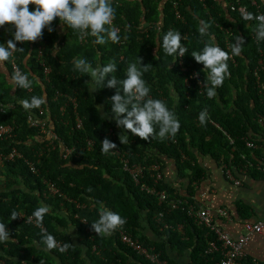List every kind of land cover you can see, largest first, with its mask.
<instances>
[{
	"label": "trees",
	"instance_id": "16d2710c",
	"mask_svg": "<svg viewBox=\"0 0 264 264\" xmlns=\"http://www.w3.org/2000/svg\"><path fill=\"white\" fill-rule=\"evenodd\" d=\"M239 3L245 5L248 12L264 14V0H113L116 10L113 23L119 30V43L109 41L97 45L91 36L82 41L79 33L62 25L59 18L53 22V32L44 29L42 39L34 43L17 42V48L23 51L13 52L2 66L5 72L0 67V103L4 105L0 107V126L12 124L15 127L10 139H0L3 162L0 222L10 232V239L0 243V264H56L55 258L62 264H87V260L90 264H156L124 245L120 231L153 248L161 262L177 264L169 256L171 248L182 253L190 250L191 264H212L219 260V255H215L214 260L212 256H205L208 241L217 240L214 232L198 226L186 211L173 208L170 202L192 198L191 185L205 179L207 171L198 163L195 152L225 165V171L227 166L237 173L250 166V172H258L255 160L261 157L256 151L252 153L247 141L264 146L261 124V120L264 121V73L261 72L259 78L255 75L264 42H256V21H246L233 10ZM34 9V5L30 6V10ZM202 20L211 23L209 32L230 55L236 36L240 35L245 41L242 54L233 56L234 61L229 59L230 75L216 89L213 99L207 97L206 88L196 80L189 86L186 84L192 71L199 73L207 83V71L191 56L193 51L202 49L201 40L208 39L201 38L198 32ZM169 30L179 31L184 37L182 44L188 49L184 56L187 73L181 70L178 56H167L160 46L162 36ZM14 31L10 25L0 28V43L6 45L9 39H14ZM140 57L145 65L151 64L143 76L151 89L150 96L165 101L175 112L180 130L174 139L161 140L157 135L148 141L128 132V143L122 145L118 134L123 129L118 128L114 120L104 117L111 112L110 98L116 89L104 87L90 94L86 82L91 78L73 71L72 61L86 58L96 67L115 60L118 70L113 75L123 79L128 64L137 62ZM13 60L33 82L31 92L11 82ZM45 68L51 70L48 75ZM32 96L47 97L41 106L45 111L42 119L59 138L54 142L57 145L54 151H43L50 140L29 123V116H39V108L26 110L20 103ZM70 99L76 100V110ZM63 106L65 112L60 110ZM205 108L209 119L202 125L198 117ZM77 116L83 121L82 129L75 126ZM106 137L117 144V149L107 155L101 152V141ZM89 142H92L91 148ZM63 146L75 147L66 160ZM14 148L22 158L8 159ZM165 158L176 163L180 178L189 179V197L180 195L164 177L157 182L153 167L160 165L164 171ZM124 161L144 169L139 184L125 171ZM52 184L67 198L54 196L50 192ZM89 187L91 192L87 191ZM146 188L166 192L167 199L160 202L159 197ZM100 203L126 220L123 227L111 235H97L91 228V222L99 218ZM42 205L51 209L42 224L37 226L35 219L28 222V216ZM63 207L69 212V222L77 225L84 235L86 252L59 232L57 224H68L61 217ZM239 210L243 216H249L248 207L239 206ZM13 211L19 214L15 220L11 218ZM144 222L166 240L150 241L142 233ZM180 225L183 232L179 230ZM42 230L54 236L56 248L47 250L42 244ZM60 242V246L69 245L66 252L59 251Z\"/></svg>",
	"mask_w": 264,
	"mask_h": 264
},
{
	"label": "clouds",
	"instance_id": "9594fccd",
	"mask_svg": "<svg viewBox=\"0 0 264 264\" xmlns=\"http://www.w3.org/2000/svg\"><path fill=\"white\" fill-rule=\"evenodd\" d=\"M32 5L35 6L34 10H30ZM115 11L113 0H0V28L10 25L15 29L12 33L14 39H9L6 45L0 43V67L10 60L13 52L23 51V48H17V42L34 43L42 39L44 29H47L50 33L53 32L52 25L57 18H59L62 25H67L70 29L76 30L79 33V39L82 41L87 36H91L95 38L93 42L97 45H105L109 41L119 43L118 29L113 23ZM242 18L246 21H256L254 30L256 42L257 44L264 42V14L257 15L247 12L242 14ZM210 28V22L203 20L199 22L198 32L200 37H208V39H202V49L193 51L191 56L197 63L204 66L203 70L207 71V83L203 86L206 88L207 97L213 99L217 95L216 89L222 86L225 78L230 75L229 59L242 54L245 41L240 35L236 36L230 48V55L229 51L222 49L216 43L215 36L209 32ZM183 39L184 37L179 31L169 30L162 36L160 46L167 56L182 58L188 51L182 44ZM72 63L74 66L73 71L91 78L89 82H86L89 85L88 92L90 94L94 95L104 87L116 89L115 94L110 98L111 112L110 114L105 113L104 117L105 119L114 120L117 127L123 129L118 134L122 145L128 143V132L145 141L155 138L157 135L161 140L176 137L180 130V122L175 112L169 109L165 101L150 96L151 89L143 79L144 73L149 70L151 64L145 65L140 57L137 62L129 63L125 77L118 79L113 75L118 70L115 60L96 67H93L92 63L86 58H76ZM193 75L195 78L199 74L194 73ZM109 76L111 78L107 79ZM10 80L16 87L32 89L33 82L29 80L27 74L21 72L18 68L11 74ZM46 100V96H32L30 100L25 99L20 103L26 110H29L40 108L46 103ZM2 106L4 105L0 103V107ZM98 108L101 110L102 106H98ZM198 119L202 125L208 121L207 108L199 113ZM1 126H11L13 130L15 129L12 124ZM101 144V152L105 155L117 149V144L107 137L101 141ZM2 178L4 179L3 176ZM87 191L91 192L92 188L89 187ZM54 196L62 199L67 198L60 190ZM178 200H185L190 205L194 204L198 207L192 198ZM50 211V206L42 205L34 210L32 216H28V222L35 219L37 226H40L45 215ZM98 215L99 218L91 222V228L100 236L111 235L126 223L121 215L106 208L102 203H100ZM18 217L19 214L13 211L11 214L12 220ZM41 236V242L47 250L57 247L53 235L42 230ZM9 239L8 227L0 222V243L7 242ZM60 245L61 242L58 243V246ZM68 247V244H64L59 247V251L66 252Z\"/></svg>",
	"mask_w": 264,
	"mask_h": 264
},
{
	"label": "crops",
	"instance_id": "0c3cea01",
	"mask_svg": "<svg viewBox=\"0 0 264 264\" xmlns=\"http://www.w3.org/2000/svg\"><path fill=\"white\" fill-rule=\"evenodd\" d=\"M1 70L2 72L6 71L4 67ZM231 142L233 141L231 140ZM255 145L257 148L251 151L252 153H254L253 151L258 152L261 157L255 160L259 173L250 172V166H246L238 173L235 172V169H231L228 166L225 171V165L217 163L209 156H202L195 152L198 163L206 169L207 174L201 182L192 184V199L198 207L208 209L215 225L234 239L246 234L244 228L246 221H264V158H262L264 156V146L260 143H255ZM229 173H231L232 177ZM164 174V180L167 184L176 189L180 195L189 197L190 181L179 177L176 163L173 160L165 158ZM236 181H240L241 184L237 185ZM239 206L248 207V217L242 215ZM61 210V217L66 219L68 224L66 226L57 224L59 232L63 236L72 239L74 246L86 252V246L83 245L86 242L84 235L77 225L69 222V212L65 207ZM221 210H226L229 213V217L223 216L220 213ZM143 227L144 231L142 233L150 241L159 242L166 240V237H161L160 233H157L148 223L144 222ZM245 249L248 255L247 260L257 259L264 264V233L252 234ZM190 253V250L184 253L178 252L173 248L169 250V256L177 264H191ZM55 259L57 260L56 264H62L58 258ZM87 261V264H90V261Z\"/></svg>",
	"mask_w": 264,
	"mask_h": 264
},
{
	"label": "built area",
	"instance_id": "2783aa9c",
	"mask_svg": "<svg viewBox=\"0 0 264 264\" xmlns=\"http://www.w3.org/2000/svg\"><path fill=\"white\" fill-rule=\"evenodd\" d=\"M254 5H256V2H253ZM233 10H236L240 14L247 13L248 9L245 5L238 4L237 7H233ZM262 14V13H258ZM178 17L180 18L181 15L178 13ZM119 32V30H118ZM41 49V48H39ZM40 52V51H39ZM41 54V52H40ZM179 58V57H178ZM233 61L234 58H231ZM179 63L181 70L187 73L188 69L184 65V57L179 58ZM18 68L20 71L21 69L18 67L17 63L13 60L12 61V69L13 71ZM22 72V71H21ZM51 72L50 68H45V74L48 75ZM263 72L264 73V51H262V57L259 61L258 67L255 70V75L259 78V74ZM194 73H197L196 71H192L190 75L186 79V84L189 86L191 84L192 80H196L199 85L204 88V81L202 80L200 74L194 78ZM31 92L32 89H29ZM71 100V99H70ZM72 103L75 106V110L77 109V103L75 99L71 100ZM61 112H65V107H61ZM45 111L43 107L39 108V116H29V123L31 126L39 128L40 133L44 136H46L47 140H50L49 144H45L43 151H54L57 148V145H55V141L58 140V136L52 127L49 128V123H47L46 120L42 119V116L44 115ZM261 124L263 125L264 129V121L261 120ZM76 128L82 129L83 128V121L82 119L77 116L76 118ZM13 133V128L11 126H0V139H10L11 135ZM110 134L114 135V131L110 130ZM262 140L264 142V130H263V136ZM90 148L92 147V142H89ZM247 147L250 149H256L257 146L254 142L247 141ZM75 151L74 148L70 147H64L62 149L63 159H68L71 154ZM15 158H22V154L14 148L10 155L8 156V159L14 160ZM2 157L0 156V168L2 165ZM124 169L126 172L130 173V175L133 178V181L136 184L140 183V178L143 176L144 169L140 166H130L128 161H124ZM154 170L156 171V179L157 182L159 180H162L163 178V170L160 165H155ZM35 170V168H33ZM229 175L232 177L231 173ZM237 185H240V181L235 182ZM148 192L152 194H156L159 197L160 202H164L167 199V194L164 191L156 192L155 189L146 188ZM50 192L53 195H56L59 193V189L55 185H50ZM171 205L173 208H181L182 210L186 211L188 215L195 220V223H197L198 226H204L207 229H210L214 232V235L217 237V240H209L207 243V248L205 250V256L211 257V260H214L215 255H219V260L212 264H262L257 259H248L247 260V252H246V245L249 242V238L252 234H263L264 233V221H256L251 222L247 221L244 224V228L246 230V234L241 236L238 239L232 238L228 233H226L224 230H222L220 227L216 226L212 215L209 212L208 209H202L200 207H196L194 204L190 205L189 202L185 200H172ZM220 213L225 216L229 217V213L226 210H221ZM179 230L183 232V226H179ZM120 240L121 242L132 249L134 252H137V254L144 256L145 258L154 261L156 264H168V261H160L158 256H156L153 252V248L146 247L142 245L138 240H136L133 236H131L126 231H120Z\"/></svg>",
	"mask_w": 264,
	"mask_h": 264
}]
</instances>
